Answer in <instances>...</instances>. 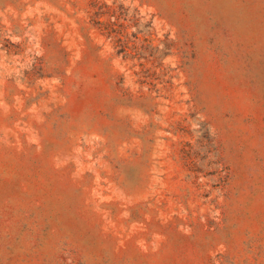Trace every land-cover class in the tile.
<instances>
[{
	"label": "rangeland",
	"instance_id": "rangeland-1",
	"mask_svg": "<svg viewBox=\"0 0 264 264\" xmlns=\"http://www.w3.org/2000/svg\"><path fill=\"white\" fill-rule=\"evenodd\" d=\"M0 264H264V0H0Z\"/></svg>",
	"mask_w": 264,
	"mask_h": 264
}]
</instances>
